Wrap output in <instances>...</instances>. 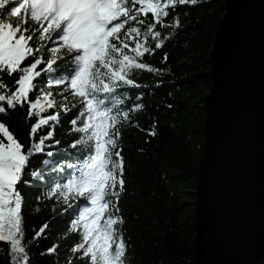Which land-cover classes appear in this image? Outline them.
I'll return each instance as SVG.
<instances>
[{"label":"snow or ice","instance_id":"1","mask_svg":"<svg viewBox=\"0 0 264 264\" xmlns=\"http://www.w3.org/2000/svg\"><path fill=\"white\" fill-rule=\"evenodd\" d=\"M196 3L0 0V113L26 105V120L34 121L28 146L0 121V241L9 246V264H31L29 246L48 228L44 223L24 242L26 197L21 185L32 186L26 175L44 186L38 201L54 199L68 205L62 214L71 217L69 231L80 235L72 248L79 253L78 259L85 264H130L119 206L126 190L121 129L132 122L133 112L144 107L137 101L147 85L138 82V75L145 70L162 71L143 57L164 47L181 27L178 14L166 19L169 9ZM168 29L172 31H164ZM163 59L167 61L168 53ZM5 77H11L14 86ZM133 90H137L134 99ZM70 97V107L60 103ZM57 108L67 114L69 132L78 134L61 149L68 159L59 161L55 158L59 152L52 149L61 145L54 139L61 113L46 114ZM45 126L51 130L39 135ZM36 154L49 157L39 169L30 167ZM55 250L53 245L47 252Z\"/></svg>","mask_w":264,"mask_h":264},{"label":"trees","instance_id":"2","mask_svg":"<svg viewBox=\"0 0 264 264\" xmlns=\"http://www.w3.org/2000/svg\"><path fill=\"white\" fill-rule=\"evenodd\" d=\"M225 1L197 0L195 5L170 8L166 19L172 20L178 14L181 27L166 40L164 47L143 57L145 62L162 71L145 70L138 75V82L147 85L140 90L144 92L142 100L137 101L144 107L133 112L132 122L121 129L126 190L119 206L125 219L123 228L130 264H196L194 201L197 168L205 141L203 104L212 86L209 57L225 12ZM165 53H168L167 61L163 59ZM5 79L14 86L11 77ZM36 94V91L30 93V98L34 99ZM60 103H69L70 107L71 97ZM26 109V105L24 109L19 106L16 110L8 109V114L0 113V121L7 123L28 146L30 124L34 121L26 120ZM55 111H60L62 117L54 131V139H59L61 145L52 149L59 152L55 157L59 161L68 159L61 149L78 134L69 132L72 126L64 119L67 114L63 109H49L46 114ZM48 130H51L49 126H45L39 135H45ZM43 159L49 157L36 154L30 160V167L39 169ZM25 179H31L32 186L21 185L26 197L24 242L27 244L48 223L45 232L29 246L31 264H69V261L85 264L78 259L79 253L72 252L80 235L69 231L71 217L62 214L68 205L56 203L54 199L38 201L36 198L44 186L27 175ZM53 245L56 250L47 252ZM8 248L7 242L0 241V264H9Z\"/></svg>","mask_w":264,"mask_h":264},{"label":"water","instance_id":"3","mask_svg":"<svg viewBox=\"0 0 264 264\" xmlns=\"http://www.w3.org/2000/svg\"><path fill=\"white\" fill-rule=\"evenodd\" d=\"M196 264L264 263V0H226L210 51Z\"/></svg>","mask_w":264,"mask_h":264},{"label":"rangeland","instance_id":"4","mask_svg":"<svg viewBox=\"0 0 264 264\" xmlns=\"http://www.w3.org/2000/svg\"><path fill=\"white\" fill-rule=\"evenodd\" d=\"M50 90H52V89H47V88H45V91H50Z\"/></svg>","mask_w":264,"mask_h":264}]
</instances>
